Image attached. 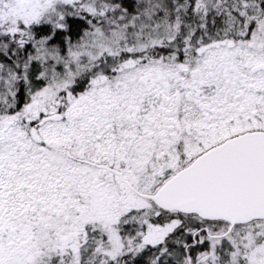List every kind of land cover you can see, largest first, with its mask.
<instances>
[{
	"label": "snow or ice",
	"instance_id": "obj_1",
	"mask_svg": "<svg viewBox=\"0 0 264 264\" xmlns=\"http://www.w3.org/2000/svg\"><path fill=\"white\" fill-rule=\"evenodd\" d=\"M0 264H264V0H0Z\"/></svg>",
	"mask_w": 264,
	"mask_h": 264
}]
</instances>
